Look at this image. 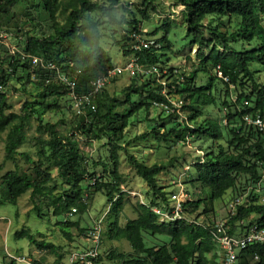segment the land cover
Listing matches in <instances>:
<instances>
[{"label":"trees","instance_id":"trees-1","mask_svg":"<svg viewBox=\"0 0 264 264\" xmlns=\"http://www.w3.org/2000/svg\"><path fill=\"white\" fill-rule=\"evenodd\" d=\"M158 1L0 0V16L24 2L38 11L37 15L46 17L51 30L39 37L18 28L14 34H22L25 44L18 46L19 53L14 55H9L7 48L0 45L4 54L0 57V134L6 131L0 171L7 162L14 165L0 176V205H15L19 197L29 192L31 213L38 219L54 218L62 236L70 241L71 229L84 236L93 230L92 226L85 230L70 221L72 213L87 211L90 193L86 192L103 193L110 208L100 223L99 245L105 235L109 241L125 240L131 248L126 254L111 250L106 260L121 264H213L216 245L208 230L183 220L161 222L151 210L153 207L166 209L170 205L169 194L156 181V176L167 166L144 165L119 142L124 138L129 119L138 113L144 114L148 131L133 141L151 137L157 142L173 138L174 143L181 144L194 140L212 144L221 141L223 145L206 148L192 165L194 172L189 181L207 189L206 197L183 205L187 217L199 220L203 215L204 223L209 213H213L212 201L222 200L228 191L230 200L252 187L264 166V134L246 125L243 117L258 116L264 121V79L259 81L256 77L259 71L264 75V0H175L174 5L182 7L185 36L191 38L189 48H196L195 60L187 56L189 66L181 68L169 66L167 60L169 34L175 25L171 14L161 26L143 31L151 14L159 13ZM31 21L28 18L23 25ZM2 26L0 20V30L5 32ZM224 26L231 30L222 31L220 28ZM132 34L154 39L159 47L134 50ZM104 38L112 41L127 61L134 59L142 67L157 68L164 85L154 74L133 77L123 89V99L107 97L102 88L95 95L94 111L80 116L81 122L70 136L58 132L56 124L43 123L38 117L35 131L46 133L48 139H35L38 149L33 157L19 152L18 148L26 142L30 118L38 112L58 110V100L62 97L71 109L67 88L55 80V71L34 67L29 58L22 59L20 54L37 57L62 73L75 76V92L84 94L90 91L92 81L115 66L101 45ZM253 65L259 69H253ZM18 69L24 78L17 76ZM14 77L17 81L23 78V88L33 85L39 90L37 98L25 105L29 109L20 114L7 112L6 97ZM202 77L204 83L200 80ZM173 100L182 103L178 111L171 104ZM154 111L157 112L153 115ZM78 134L105 140L110 163L102 165V175L89 170V159L74 140ZM120 151L152 194L151 201L135 205V218L127 219L123 225L119 224V215L127 194L119 188L122 184L117 172ZM17 157L31 165L33 178L27 171H19ZM50 168L56 170L58 185ZM56 188L61 190L59 195L53 193ZM200 207L202 210L198 213ZM227 225L230 234L243 232L252 225L264 228V204L258 202V194L251 192L246 205L237 208ZM13 238L24 239L36 250L52 254L53 264H60L59 247L45 240L43 234H33L24 227L15 231ZM211 252L213 260L207 258ZM95 261L101 264V255ZM2 264H16V261L3 256ZM237 264H264V244H251L242 249Z\"/></svg>","mask_w":264,"mask_h":264},{"label":"rangeland","instance_id":"rangeland-1","mask_svg":"<svg viewBox=\"0 0 264 264\" xmlns=\"http://www.w3.org/2000/svg\"><path fill=\"white\" fill-rule=\"evenodd\" d=\"M102 1V0H100ZM129 3H138L141 0H124ZM175 0H159L157 14H151L149 21L145 22L143 31H151L155 27H159L163 24L165 17L171 14V19L174 20L175 25L171 27L169 34L170 48L166 50L168 56V65L173 67H188L189 62L186 61V57L189 56L190 60H195L196 48H189L190 37L185 36V30L183 26V15L181 13L182 7L174 5ZM38 12V11H37ZM34 9L30 8V4L19 2L13 6L9 12L3 16H0L1 22H3L2 28L6 31H10L7 43L14 46L16 49L23 47L25 44V38L22 34H14L18 28L23 31H29L31 36H46L50 30V23L46 20L45 16L37 15ZM120 12V11H119ZM172 12L174 13L172 15ZM33 19L30 24L24 26L23 21L26 19ZM207 22V19L204 23ZM264 27V17L262 20ZM222 31L231 30L226 26L220 28ZM205 37L208 36L207 32H204ZM159 36V35H158ZM157 36V37H158ZM102 47L108 52L114 65H121L125 63L127 59L122 56L119 49L108 39L101 41ZM4 54L0 51V57ZM253 69H259L258 65H253ZM18 77H23L18 69ZM259 81L264 79V75L261 71L256 74ZM20 81L11 78L10 86L8 88L6 103L8 105L7 112H13L20 114L24 110H28L29 107L25 106L27 103H31L37 98L38 88L30 85L27 88H23ZM132 78L127 75L110 78L104 86L107 97H115L123 99V89L127 87ZM156 80L160 83L164 82L163 78L156 76ZM202 83L205 82V78L200 79ZM59 109L52 110L41 114H35L28 120L26 130V142L18 148V151L25 153L30 157H33L38 149L35 139L40 137L42 139H48L46 133H37L35 131L38 125V117L41 118L43 123L56 124V130L63 135H72L74 129L79 126L81 122V115L75 114V112L69 109L68 101L62 97L58 100ZM175 103V100L172 101ZM120 110V109H118ZM157 111L153 112V115ZM144 114L138 113L129 119L128 126L124 129V138L119 145L135 159L144 165L150 166L152 164H163L167 166V169L156 176L158 186L163 187L164 191L169 195L177 191L178 186L182 185L186 189L190 200L196 201L197 199H203L208 193L207 189H202L198 184L192 183L190 177L193 175L192 165L196 159L202 157L206 148H211L212 145L222 144L216 142L212 144L211 141H188L184 144L174 143L173 138L167 142H157L152 137L142 141H133L136 136L143 135L148 131L146 123L144 122ZM5 132L0 134V164L3 161L4 156V136ZM74 140L78 144L81 153L88 157V168L97 175H102V165L110 163L108 147L105 144V140H95L87 137L85 134H78L74 136ZM98 163V164H97ZM17 167L19 171H27L30 173V178L34 175L30 172L31 165L27 164L22 158L17 157ZM14 165L7 162L3 169L0 171V176L9 170H12ZM51 175L54 177L55 183L58 185L59 180L55 178L56 170L50 168ZM117 172L122 179V184L119 186L121 191L127 194L124 198L123 209L119 215V224L123 223L127 219L135 218V205L138 203H147L151 201L152 194L149 192L145 183L136 175V172L127 163V158L123 151L119 152V164ZM60 189L56 188L53 192L54 195H59ZM90 193V200L88 201V209L85 213L81 214L77 211L72 213L70 221L77 222L83 229H89L90 226H94L95 223L108 214L110 208L107 198L103 193H93L92 190L86 192ZM231 197V192L228 191L222 200L212 201L214 210L220 213V216L224 213V203ZM43 207V206H42ZM31 204L29 201V192L18 198L15 205H0V264H2L3 256L8 258H14L16 264H53L55 257L46 252L38 251L34 247L30 246L26 240H15L13 233L24 227L29 228L34 234L39 232L43 234L44 239L52 242L59 247V254L62 259L60 264H81L79 261L73 263L69 262L72 255L82 253L88 250L92 243L86 238V236L80 234L75 229H71L72 239L66 240L55 225V220L51 216L43 217L42 219L36 218L31 213ZM202 210V207L198 209V213ZM210 212V211H209ZM194 216V215H193ZM211 216L209 213L208 218ZM205 217L202 215L201 219ZM146 245H149L146 242ZM116 250L120 253H129L131 248L127 241L121 240L119 242L109 241L103 237L99 248L98 254L101 255L103 261L101 264H121L119 261H108L106 255L111 250ZM216 258L212 259V252L207 254L208 259L214 261L213 264H220L221 252L216 247ZM36 262V263H35ZM174 264V263H172Z\"/></svg>","mask_w":264,"mask_h":264},{"label":"built area","instance_id":"built-area-1","mask_svg":"<svg viewBox=\"0 0 264 264\" xmlns=\"http://www.w3.org/2000/svg\"><path fill=\"white\" fill-rule=\"evenodd\" d=\"M9 36L4 31L0 30V45L7 48L9 55L19 53L18 50L7 43ZM134 40V50H144L150 48H158L159 44L154 39L144 38L138 34H132ZM22 59L29 58L34 67H40L44 70L55 71V80L60 85H64L68 91V97L70 101L71 109L76 115H83L86 111H94L95 109V95L104 88L105 84L110 78L127 75L130 78L137 76H145L154 74L159 76L158 69L155 67H142L136 63L134 59L128 60L121 65H115L112 69L108 70L104 75L97 77L91 82V89L89 92L84 94H77L75 92L76 78L75 76H68L58 70L53 64H44L41 59L37 57H29L20 54ZM219 75V74H218ZM220 76V75H219ZM226 80V79H224ZM164 85V82L161 83ZM174 108L178 111L181 107V101L171 103ZM157 106V104H154ZM247 105V103H245ZM166 106H164V109ZM243 121L246 125L252 126L264 134V121L258 117L244 116ZM225 124V120H222ZM264 166L260 172V176L257 182L252 186L248 187L247 190L240 196H235L227 201L224 207V213L220 216V213L213 210L211 216L204 223L203 220H196L193 217H187L183 210V205L187 201H191L190 197L182 185L178 186L177 191L169 195L170 205L166 209H160L153 207L151 210L155 213L161 222L169 221H186L189 224H196L202 226L208 230L211 236V241L221 252L220 264H237L238 253L245 249L251 244H264V228L258 229L255 225L249 226L243 232L235 231L234 234L229 233V227L227 221L231 216L236 213L239 206H245L247 203V197L252 193L258 194V202L264 204ZM74 211V210H72ZM101 220L97 221L93 226V230L88 232L86 238L92 243V246L78 254H74L70 257L69 262L73 263L79 261L81 264H97L96 258L99 248V237L101 232L100 226ZM256 259V257L254 258Z\"/></svg>","mask_w":264,"mask_h":264}]
</instances>
